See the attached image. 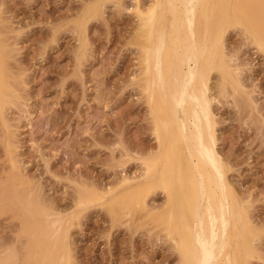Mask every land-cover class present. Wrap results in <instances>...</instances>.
Here are the masks:
<instances>
[{"label":"rangeland","instance_id":"374dc122","mask_svg":"<svg viewBox=\"0 0 264 264\" xmlns=\"http://www.w3.org/2000/svg\"><path fill=\"white\" fill-rule=\"evenodd\" d=\"M154 2L0 0V236L19 255L33 253L40 212L42 264H180L174 240L150 216L164 215L165 194L147 192L143 202L139 190L157 148L141 85L142 22ZM251 2L264 12V0ZM241 26L228 27L222 42L237 87L226 76L221 93L214 70L210 106L215 147L250 232L245 263L264 264V51ZM10 180L16 195L35 199L24 215L3 200L16 196Z\"/></svg>","mask_w":264,"mask_h":264},{"label":"bare ground","instance_id":"6f19581e","mask_svg":"<svg viewBox=\"0 0 264 264\" xmlns=\"http://www.w3.org/2000/svg\"><path fill=\"white\" fill-rule=\"evenodd\" d=\"M260 3L254 6L251 0H155L147 16L148 25L142 22L145 38L141 85L154 118L157 148L154 156L145 161L146 179L139 190L144 194L143 202L147 192L159 189L165 194L164 215H149L174 240L180 264H246L250 256V232L242 230L247 219L236 211L226 166L215 147L209 80L215 70L220 82L218 90L222 93L225 85L228 87L226 76L230 70L227 71L228 60L223 59L222 42L231 25H243L252 42L264 51V12L258 11ZM231 74L229 80L233 79ZM232 79V85H236V78ZM12 183L10 180L9 187L14 192ZM18 191L15 197L11 193L2 199L9 204L17 202L24 215L26 205L35 199H30L24 189ZM40 200L33 203L42 207ZM241 219L243 226L239 225ZM46 226L38 212L32 255L28 248L19 255L16 246L0 236V264H42ZM52 234L51 230L48 237Z\"/></svg>","mask_w":264,"mask_h":264}]
</instances>
